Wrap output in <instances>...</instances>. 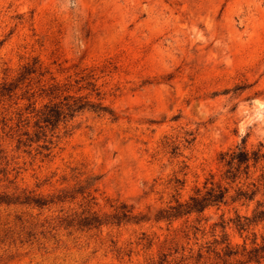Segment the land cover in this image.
Instances as JSON below:
<instances>
[{
    "label": "rangeland",
    "instance_id": "obj_1",
    "mask_svg": "<svg viewBox=\"0 0 264 264\" xmlns=\"http://www.w3.org/2000/svg\"><path fill=\"white\" fill-rule=\"evenodd\" d=\"M67 96L106 110L60 122L46 150L35 123ZM260 144L264 0H0V264H223L224 238L264 244V187L233 199L264 162L231 182L221 154ZM211 182L223 203L157 220ZM122 205L146 218L59 226Z\"/></svg>",
    "mask_w": 264,
    "mask_h": 264
},
{
    "label": "trees",
    "instance_id": "obj_2",
    "mask_svg": "<svg viewBox=\"0 0 264 264\" xmlns=\"http://www.w3.org/2000/svg\"><path fill=\"white\" fill-rule=\"evenodd\" d=\"M13 89H9L11 92ZM43 92H46L48 95L62 92L61 86L55 84L47 89L42 88ZM56 97V96H55ZM66 103L59 104H46L44 110L40 112L39 118L35 123V126L39 129L38 133L44 137L45 144L42 146L46 150L51 149L52 139L48 138V131L51 132V136L55 133L54 130L58 128V125L62 121H66L75 116L77 112L82 111L87 106L97 107L100 110H106L105 107H100L99 105L91 104L86 97L73 98L67 96L64 98ZM72 100V101H71ZM38 137V139H40ZM21 142V140H19ZM221 159L225 162L227 166L226 178L231 182H235L242 175H245L246 178L250 177L251 167H257L259 164L264 162V145L260 144L259 148L253 151H249L245 145L237 147L232 151H227L221 154ZM257 181H253L244 189L243 187H238L236 190V196L233 199H253L257 192L260 189V186L264 187V166L263 171L260 174V178ZM229 189L227 187H222L221 185H216L214 182H211V187L207 189L204 194H201V191L198 190L195 195L191 196L190 199L186 202H177L176 205L170 206L167 209H163L157 215V220L160 219H175L180 216L191 214L193 212H202L207 207L220 205L226 199ZM65 195H59L56 199L63 201ZM33 205L43 207L51 203H55V198L44 199L40 197L33 196ZM0 202L10 203L11 200L6 197H0ZM87 208L90 209L91 205L86 204ZM85 208L81 213H75L70 216H59L58 222L59 226H64L65 228L77 226L78 228H93L100 227L103 224L107 223H116L120 224L124 221H135L139 222L146 218V216L139 217L138 215L133 214V210L129 209L126 205L118 206L116 212L113 215H106L101 217L95 212H90ZM264 220V199L260 201L257 207L254 210V221ZM225 252L224 255L227 259H224L223 264H249L251 262H256L261 264L264 260V244L261 246L255 245L250 250L246 246L243 247L241 253L239 250L233 248L231 243L227 241V238H224ZM246 255L247 260H235L230 261L229 258L234 256ZM202 257V256H200Z\"/></svg>",
    "mask_w": 264,
    "mask_h": 264
}]
</instances>
